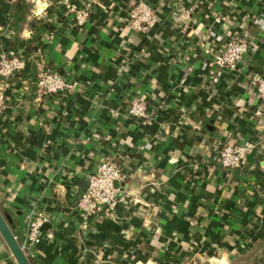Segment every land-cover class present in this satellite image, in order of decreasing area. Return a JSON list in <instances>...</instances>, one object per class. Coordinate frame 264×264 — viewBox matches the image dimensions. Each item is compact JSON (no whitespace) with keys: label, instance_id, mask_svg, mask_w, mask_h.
<instances>
[{"label":"crops","instance_id":"0c3cea01","mask_svg":"<svg viewBox=\"0 0 264 264\" xmlns=\"http://www.w3.org/2000/svg\"><path fill=\"white\" fill-rule=\"evenodd\" d=\"M137 1L95 0L78 26L65 0H0V52L78 84L36 109L33 64L0 77V210L20 243L35 211L48 214L31 264H264V103L249 77L264 74V0H147L158 15L147 32L130 24ZM237 34L250 47L214 83L205 49ZM136 95L151 121L127 115ZM239 139L257 147L225 170L216 151ZM112 155L128 175L121 200L82 228L78 181ZM0 264H18L1 233Z\"/></svg>","mask_w":264,"mask_h":264},{"label":"built area","instance_id":"2783aa9c","mask_svg":"<svg viewBox=\"0 0 264 264\" xmlns=\"http://www.w3.org/2000/svg\"><path fill=\"white\" fill-rule=\"evenodd\" d=\"M95 0H84L82 4L65 0V15L70 16L76 25L83 26L90 18L91 9ZM196 6L187 9V13L194 10ZM158 15L147 0H138L130 9V24L133 29L147 32L157 23ZM217 22L221 17L216 18ZM250 38L244 34L231 36L223 44L211 52L212 63L215 72L212 82L218 83L226 72L235 71L243 61L245 53L250 47ZM33 64L36 70L35 91L32 105L40 109L49 103V97L55 94L75 91L78 87L77 81L60 71L51 69L45 65L43 60L33 58L31 55L17 52H0V77L7 80L13 75L24 72L29 65ZM250 82L264 103V74L251 72ZM2 86L3 83L0 81ZM7 95L4 87L0 86V113L6 106ZM145 96H134L128 106L127 115L141 119L144 122L151 121L153 110ZM257 113L260 111L257 110ZM257 143L252 140L239 139L221 145L215 154L217 163L225 170L234 171L243 169L248 164L249 156L255 151ZM127 173L123 166L116 161L114 155L101 158L95 168L86 174L88 185L82 190L80 199L75 206L80 220V227L86 228L89 219L95 214H107L113 211L123 194L122 182L126 180ZM137 191H129L127 195H136ZM50 218L43 211H35L28 221L27 230L21 247L28 249L38 244L42 239L43 226Z\"/></svg>","mask_w":264,"mask_h":264},{"label":"water","instance_id":"95a60500","mask_svg":"<svg viewBox=\"0 0 264 264\" xmlns=\"http://www.w3.org/2000/svg\"><path fill=\"white\" fill-rule=\"evenodd\" d=\"M78 189L75 194L74 198V205H77L82 190L86 189L88 185V181L85 179H82L78 181ZM46 227V224L43 226V229ZM0 233L3 236L6 244L8 245L9 249L11 250L15 260L18 264H31V261L24 251V249L21 247L19 240L17 239L12 226L9 224L6 216L1 212L0 210Z\"/></svg>","mask_w":264,"mask_h":264},{"label":"trees","instance_id":"16d2710c","mask_svg":"<svg viewBox=\"0 0 264 264\" xmlns=\"http://www.w3.org/2000/svg\"><path fill=\"white\" fill-rule=\"evenodd\" d=\"M22 6H23V3L22 4H19V7H17V9L20 10L22 8ZM21 17L22 16L18 15L17 20H15V23H19V21L22 19ZM15 19H16V16H15Z\"/></svg>","mask_w":264,"mask_h":264}]
</instances>
